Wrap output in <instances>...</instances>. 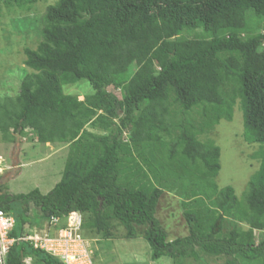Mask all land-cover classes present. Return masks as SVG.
<instances>
[{
    "label": "trees",
    "instance_id": "obj_1",
    "mask_svg": "<svg viewBox=\"0 0 264 264\" xmlns=\"http://www.w3.org/2000/svg\"><path fill=\"white\" fill-rule=\"evenodd\" d=\"M0 1L22 10L35 0ZM184 31H200L206 40L186 39ZM263 47L264 0H57L49 6L41 41L23 51L32 73L16 97L0 99V139L12 142L30 130L38 144L68 151L61 179L47 195L37 189L8 195L0 186V210L14 218L10 236L17 239L8 264H62L20 239L32 218L40 225L59 219L64 228L72 214L82 216L80 232L102 240L119 238L115 224L122 239H143L152 261L264 264ZM80 81L93 94L79 101L63 93ZM236 100L244 140L262 147L241 201L232 187L215 183L219 149L197 139L230 122ZM164 192L180 200L185 237L168 239L155 218Z\"/></svg>",
    "mask_w": 264,
    "mask_h": 264
},
{
    "label": "rangeland",
    "instance_id": "obj_2",
    "mask_svg": "<svg viewBox=\"0 0 264 264\" xmlns=\"http://www.w3.org/2000/svg\"><path fill=\"white\" fill-rule=\"evenodd\" d=\"M56 1L35 0L32 5L22 10L15 7L6 8L0 1V99L16 97L20 81L25 75L32 73L24 65L23 51L36 49L41 41L43 16L46 9ZM238 32L242 33L239 30ZM181 35L186 39L206 40L200 31H184ZM262 49L264 51V47ZM62 89L64 94L76 96L79 101L93 94L87 81L64 86ZM108 91L118 95V91H112V88ZM98 115L99 113L95 117ZM90 131L99 133L97 129ZM133 133L136 134L137 131L133 130ZM14 136L12 142L0 139L2 193L20 195L37 189L41 194L47 195L61 179L67 147L59 144L40 145L30 130H26L24 136ZM128 137L124 135L125 140ZM197 139L202 144L211 143L219 149L220 170L215 183L219 189L232 187L236 197L241 201L248 181L259 168L260 158L256 154L262 147L258 143L249 144L243 138L240 101L235 102L230 122L220 121L210 132L199 135ZM34 213V208L31 207L29 216L33 217ZM77 216L78 214L74 215L73 220H77ZM78 217L82 221V216ZM155 218L166 229L168 239L186 236L187 228L181 216L180 200L174 194L164 192L157 205ZM31 222L32 225L25 227L24 235H41L46 223L37 224L35 218H32ZM68 224L72 225V222ZM115 227L119 238L113 240H102L87 230L81 231L82 237L90 244L94 264H226L227 261L225 258H205L195 263L191 260L173 261L167 257L152 261L150 248L143 239H122L124 230L116 224ZM243 229L246 227L243 226ZM260 238V233L255 232L253 236L255 244ZM29 264L38 263L32 259ZM235 264L247 263L238 260Z\"/></svg>",
    "mask_w": 264,
    "mask_h": 264
},
{
    "label": "built area",
    "instance_id": "obj_3",
    "mask_svg": "<svg viewBox=\"0 0 264 264\" xmlns=\"http://www.w3.org/2000/svg\"><path fill=\"white\" fill-rule=\"evenodd\" d=\"M74 215L76 214L66 219L64 228H59L61 220L51 219L46 223L41 235H24L20 240L29 242L34 249L49 254L62 264H94L90 244L80 232L81 219L78 215V219L73 220ZM69 222H72V225H69ZM14 226V218L0 210V264H8L10 250L17 242L15 237L10 236ZM29 261L31 259H26L24 263L29 264Z\"/></svg>",
    "mask_w": 264,
    "mask_h": 264
},
{
    "label": "crops",
    "instance_id": "obj_4",
    "mask_svg": "<svg viewBox=\"0 0 264 264\" xmlns=\"http://www.w3.org/2000/svg\"><path fill=\"white\" fill-rule=\"evenodd\" d=\"M172 239H174V238H172ZM171 240V239H170Z\"/></svg>",
    "mask_w": 264,
    "mask_h": 264
},
{
    "label": "bare ground",
    "instance_id": "obj_5",
    "mask_svg": "<svg viewBox=\"0 0 264 264\" xmlns=\"http://www.w3.org/2000/svg\"><path fill=\"white\" fill-rule=\"evenodd\" d=\"M74 217V216H73ZM75 219V218H74Z\"/></svg>",
    "mask_w": 264,
    "mask_h": 264
}]
</instances>
